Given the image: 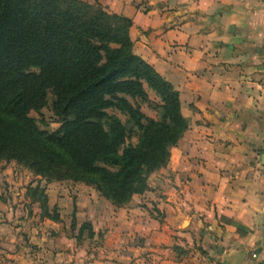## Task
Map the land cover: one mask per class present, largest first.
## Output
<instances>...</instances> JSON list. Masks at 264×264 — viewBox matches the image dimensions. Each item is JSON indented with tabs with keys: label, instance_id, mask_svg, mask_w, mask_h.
I'll use <instances>...</instances> for the list:
<instances>
[{
	"label": "trees",
	"instance_id": "1",
	"mask_svg": "<svg viewBox=\"0 0 264 264\" xmlns=\"http://www.w3.org/2000/svg\"><path fill=\"white\" fill-rule=\"evenodd\" d=\"M131 26L97 0H0V160L92 185L118 207L149 189L188 123L173 84L134 52ZM49 90L53 132L30 116Z\"/></svg>",
	"mask_w": 264,
	"mask_h": 264
},
{
	"label": "crops",
	"instance_id": "2",
	"mask_svg": "<svg viewBox=\"0 0 264 264\" xmlns=\"http://www.w3.org/2000/svg\"><path fill=\"white\" fill-rule=\"evenodd\" d=\"M97 1L132 19L134 52L180 95L188 128L159 183L163 208L174 201L175 214L200 224L215 217L234 241L227 247H240L225 252L224 264H236V253L239 264H264V0ZM128 210L137 229H152L140 224V209ZM169 242L133 245L129 264H215L185 260Z\"/></svg>",
	"mask_w": 264,
	"mask_h": 264
},
{
	"label": "rangeland",
	"instance_id": "3",
	"mask_svg": "<svg viewBox=\"0 0 264 264\" xmlns=\"http://www.w3.org/2000/svg\"><path fill=\"white\" fill-rule=\"evenodd\" d=\"M149 96L158 102L152 90ZM55 97L49 90L45 105L30 111L41 130L53 132L62 125L54 111ZM141 108L147 116L158 118L156 105L141 103ZM165 178H169L167 166L150 175L143 197L135 194L133 203L120 210L92 185L48 179L25 163L0 160V264H129L132 246L148 238L170 241L171 252L177 251L185 260L192 255L197 258L193 261L224 264L222 256L240 247H227L234 241L226 239L218 224L212 225L215 217H199L207 224L203 226L191 214H175L174 201L169 210L163 208L165 189L159 183ZM131 205L142 211L140 224L153 222L151 230L137 229L128 219L129 213H135L128 210ZM216 218L218 223L223 221ZM241 259L234 261L239 264Z\"/></svg>",
	"mask_w": 264,
	"mask_h": 264
},
{
	"label": "water",
	"instance_id": "4",
	"mask_svg": "<svg viewBox=\"0 0 264 264\" xmlns=\"http://www.w3.org/2000/svg\"><path fill=\"white\" fill-rule=\"evenodd\" d=\"M241 256H242L241 254H237V255H235L236 258L241 257Z\"/></svg>",
	"mask_w": 264,
	"mask_h": 264
}]
</instances>
